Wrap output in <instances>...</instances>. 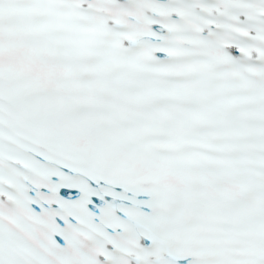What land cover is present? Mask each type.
Instances as JSON below:
<instances>
[{
    "label": "snow or ice",
    "instance_id": "obj_1",
    "mask_svg": "<svg viewBox=\"0 0 264 264\" xmlns=\"http://www.w3.org/2000/svg\"><path fill=\"white\" fill-rule=\"evenodd\" d=\"M0 264H264V0H0Z\"/></svg>",
    "mask_w": 264,
    "mask_h": 264
}]
</instances>
